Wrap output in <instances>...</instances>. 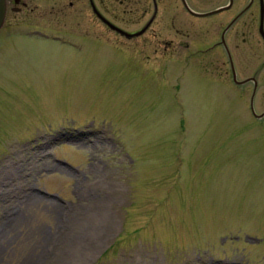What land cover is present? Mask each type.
I'll return each mask as SVG.
<instances>
[{
  "label": "rangeland",
  "instance_id": "374dc122",
  "mask_svg": "<svg viewBox=\"0 0 264 264\" xmlns=\"http://www.w3.org/2000/svg\"><path fill=\"white\" fill-rule=\"evenodd\" d=\"M161 33L0 38V264H264V133Z\"/></svg>",
  "mask_w": 264,
  "mask_h": 264
},
{
  "label": "flooded vegetation",
  "instance_id": "af4514ba",
  "mask_svg": "<svg viewBox=\"0 0 264 264\" xmlns=\"http://www.w3.org/2000/svg\"><path fill=\"white\" fill-rule=\"evenodd\" d=\"M141 1L147 20L133 29L136 0H5L0 38L82 49L107 33L132 41L140 36L129 34L147 27L144 35L160 18L165 48L190 51L198 66H206L209 90L215 95L222 89L231 108L248 100L251 116L235 108L230 116L240 127L242 118L255 119L263 134L264 0Z\"/></svg>",
  "mask_w": 264,
  "mask_h": 264
},
{
  "label": "bare ground",
  "instance_id": "6f19581e",
  "mask_svg": "<svg viewBox=\"0 0 264 264\" xmlns=\"http://www.w3.org/2000/svg\"><path fill=\"white\" fill-rule=\"evenodd\" d=\"M85 248L86 247H79L76 249L75 246H73V245L71 247L67 246L66 249H68L69 259H68L66 264H71V263L75 262L78 259V257L79 258L82 257L83 253L86 250Z\"/></svg>",
  "mask_w": 264,
  "mask_h": 264
},
{
  "label": "water",
  "instance_id": "95a60500",
  "mask_svg": "<svg viewBox=\"0 0 264 264\" xmlns=\"http://www.w3.org/2000/svg\"><path fill=\"white\" fill-rule=\"evenodd\" d=\"M4 16H5V0H0V26L3 24L4 21ZM147 30V27L144 29L140 30L139 32H136L134 34H129V36L136 37L142 35L145 31Z\"/></svg>",
  "mask_w": 264,
  "mask_h": 264
}]
</instances>
